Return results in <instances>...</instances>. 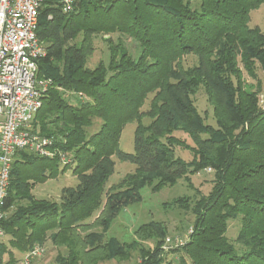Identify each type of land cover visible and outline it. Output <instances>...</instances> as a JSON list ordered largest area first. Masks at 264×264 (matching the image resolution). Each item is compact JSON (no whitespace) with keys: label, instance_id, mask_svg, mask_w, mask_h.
I'll return each instance as SVG.
<instances>
[{"label":"trees","instance_id":"1","mask_svg":"<svg viewBox=\"0 0 264 264\" xmlns=\"http://www.w3.org/2000/svg\"><path fill=\"white\" fill-rule=\"evenodd\" d=\"M43 3L37 37L47 53L37 76L50 86L32 132L53 137L52 148L70 162L28 150L15 155L3 207L8 247L22 253L49 241L58 250L51 264L122 263L138 249L139 264H162L165 224L141 225L127 244L105 240L111 222L141 201L144 187L155 193L185 178L193 189L189 175L211 169L209 193L195 191L189 240L168 252L177 264H264V106L243 78L245 72L256 79L257 67L264 76V30L249 27L250 12L264 0H80L67 14L55 0ZM97 34L134 41L139 56L120 40L107 41L108 63L88 68ZM198 95L205 96L214 125L198 113ZM132 122L134 153L128 154L119 140ZM176 146L191 160L176 157ZM114 157L134 170L104 193ZM68 170L77 184L62 188L58 202L35 198V186ZM145 241L154 247H140ZM8 247L0 244V264L4 254L5 264H14Z\"/></svg>","mask_w":264,"mask_h":264},{"label":"built area","instance_id":"2","mask_svg":"<svg viewBox=\"0 0 264 264\" xmlns=\"http://www.w3.org/2000/svg\"><path fill=\"white\" fill-rule=\"evenodd\" d=\"M56 7L67 14L80 0H55ZM101 1V0H85ZM43 0H0V239L5 237L3 210L15 155L23 150L53 158L59 156L61 164L70 159L53 149L54 138L32 132L31 122L42 107L50 86L49 80L37 76L38 60L46 56V45L37 37V27ZM51 19V15L48 16ZM205 172L211 173V169ZM192 234L166 237L161 249L168 252L184 246ZM36 245L25 252L17 264H33L45 252Z\"/></svg>","mask_w":264,"mask_h":264},{"label":"rangeland","instance_id":"3","mask_svg":"<svg viewBox=\"0 0 264 264\" xmlns=\"http://www.w3.org/2000/svg\"><path fill=\"white\" fill-rule=\"evenodd\" d=\"M249 27H258L260 30H264V4H262L258 9L250 12ZM119 40L122 41L124 47L133 58H137L139 56L140 49L134 41L125 37H120L117 34H97L92 37L93 53L88 58L86 66L92 69L99 62L107 64L109 61L107 41L114 45L117 44ZM192 63V57L185 58V66H189ZM256 74V79H252L244 72V83L247 89L251 88L252 90H258L259 104L264 106V76L259 67H257ZM151 98L152 96H148L146 99L141 109L142 112L148 111ZM195 105L198 113L205 118V122L210 125H214L212 111L206 102L205 96L198 95L195 98ZM142 123L144 125H148L150 123V119L144 118ZM93 128L96 129L97 127ZM93 128L89 130L90 133L93 132ZM135 128L136 122H132L126 124L122 130L119 140V149L124 153H134L133 139ZM173 135L181 140H185L186 143L191 145V142L186 140L188 137L183 132L175 131ZM174 151L176 157H179L184 161L191 160L190 154L187 151H184L182 146H176ZM113 159L115 161L114 172L104 185V193L112 186L117 185L127 173L134 170V166L132 164L119 162L115 157ZM188 180L192 184L193 189L188 187L185 178H181L177 180L174 185L165 186L162 190L155 193L152 192L149 187H144L140 191L141 201L128 206L120 212V214L111 222L105 235V240L115 238L119 241V243H131L135 239L134 232L136 229L141 225L150 222H161L165 224L167 227L165 238L184 234L187 230L192 228L194 218L191 209L195 200L198 198L195 191H199L200 194L207 195L211 190L213 175L212 173L201 171L199 174L189 175ZM76 184L77 180L71 175L70 170H68L57 179L49 180L45 184L38 185V187L34 189L33 193L37 199H48L58 202L61 189L65 187H74ZM178 199H183L182 201H184L185 204H183V206H178L176 203ZM94 231L98 232L99 229H95ZM236 232L237 226L232 225L229 229L228 236L234 238L236 236ZM139 246L145 249H152L154 247V242H141ZM43 248L45 249V252L38 260L43 261V264H48V262L51 264L58 250L54 248L49 241L44 244ZM176 257L177 256L170 254V252H166L164 253V261L162 264H177ZM139 261L140 256L139 250L137 249L132 253L131 259L127 262L116 263L114 261H104L98 264H139Z\"/></svg>","mask_w":264,"mask_h":264},{"label":"crops","instance_id":"4","mask_svg":"<svg viewBox=\"0 0 264 264\" xmlns=\"http://www.w3.org/2000/svg\"><path fill=\"white\" fill-rule=\"evenodd\" d=\"M48 182V181H47ZM46 182V183H47ZM45 184V183H44ZM38 187V185L37 186H35L34 188H33V190H32V194L34 195V193H33V191H34V189H36ZM41 192V191H40ZM42 193V192H41ZM37 194V193H36ZM36 198V197H35ZM8 241H9V238L7 237V236H5L3 239H0V244H3V245H6L7 247H8ZM8 252H9V255H11V256H13V258H14V264H17V262L24 256V254H25V252H18V251H16V250H13V249H11V248H9L8 247ZM8 259H9V256H8V254H4L3 256H2V261H3V264H5L7 261H8ZM33 264H43V261H39V260H35L34 261V263ZM48 264H50L49 262H48Z\"/></svg>","mask_w":264,"mask_h":264}]
</instances>
